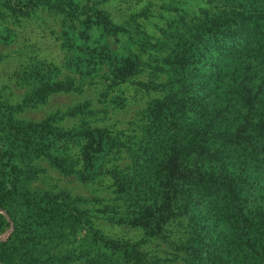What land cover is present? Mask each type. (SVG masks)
Returning <instances> with one entry per match:
<instances>
[{
	"label": "trees",
	"instance_id": "1",
	"mask_svg": "<svg viewBox=\"0 0 264 264\" xmlns=\"http://www.w3.org/2000/svg\"><path fill=\"white\" fill-rule=\"evenodd\" d=\"M1 1L18 18L51 7V0ZM226 1L225 10L195 18L164 44L169 80L151 85L166 93L147 104V124L123 169L111 160L120 141L103 130L44 133L43 125L16 121L10 109L17 106L0 102V235L12 227L0 241V264L146 259L143 240L106 237L71 198L26 191L20 165L41 154L61 160L69 176L106 181L113 203H98L111 225L152 239L172 218H186L185 264H264V0ZM65 2L62 14L70 17L72 0ZM130 68L126 59L122 69ZM72 134L79 141L71 142ZM50 145L63 150L54 157L45 152Z\"/></svg>",
	"mask_w": 264,
	"mask_h": 264
},
{
	"label": "rangeland",
	"instance_id": "2",
	"mask_svg": "<svg viewBox=\"0 0 264 264\" xmlns=\"http://www.w3.org/2000/svg\"><path fill=\"white\" fill-rule=\"evenodd\" d=\"M50 2L51 7L41 5L29 17L18 18L0 0V102L17 106L10 109L14 119L43 125L44 133L52 128L65 133L103 130L120 141L111 160L123 169L129 162L126 151L136 146L147 124V104L166 93L152 86L169 80V69L161 61L166 55L164 44L178 30L184 31L185 24L225 10L228 3L72 0L75 13L69 17L62 14L68 9L65 0ZM126 59L131 63L127 71L122 69ZM55 83L66 85V90L55 92ZM70 139L78 140L73 134ZM70 146L77 156L78 144ZM62 150L45 147L54 157ZM20 166L29 176L22 182L26 191L71 198L90 215L92 228L108 238L143 240L139 251L146 259L141 264H185L182 243L191 231L186 218L176 216L165 225L162 236L143 239L139 229L111 225L101 218L98 199L111 205L114 198L106 181L89 183L69 176L61 160L44 154L32 155ZM11 232L12 227L0 235V241Z\"/></svg>",
	"mask_w": 264,
	"mask_h": 264
}]
</instances>
